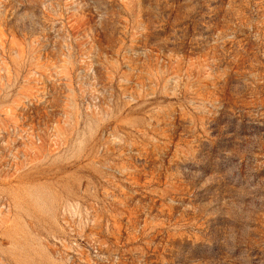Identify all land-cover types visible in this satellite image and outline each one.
I'll return each mask as SVG.
<instances>
[{
  "label": "rangeland",
  "instance_id": "rangeland-1",
  "mask_svg": "<svg viewBox=\"0 0 264 264\" xmlns=\"http://www.w3.org/2000/svg\"><path fill=\"white\" fill-rule=\"evenodd\" d=\"M0 264H264V0H0Z\"/></svg>",
  "mask_w": 264,
  "mask_h": 264
}]
</instances>
